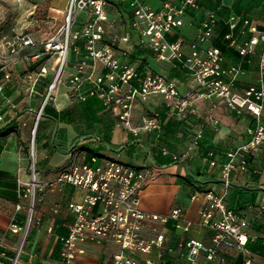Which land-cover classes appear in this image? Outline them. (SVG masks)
I'll return each mask as SVG.
<instances>
[{
  "label": "crops",
  "instance_id": "0c3cea01",
  "mask_svg": "<svg viewBox=\"0 0 264 264\" xmlns=\"http://www.w3.org/2000/svg\"><path fill=\"white\" fill-rule=\"evenodd\" d=\"M43 1L37 0L38 3ZM143 2L161 9L164 0ZM66 3L67 0H51L48 17L63 21ZM198 3V9L186 10L183 26L175 28L167 39L182 38L188 49L201 28L205 13L214 11L213 36L199 46H216L222 52L224 67L240 68L235 81L237 88L254 84L262 45H255L253 53L240 56L226 37L230 32L228 18L231 14L249 17L264 29V0H198ZM105 9V42L117 45L118 39L130 30V41L124 46L127 53L118 52L119 60L136 67L139 75L147 72L164 75L175 82L182 95L194 93L193 104L180 113L168 107L161 95L154 94L145 103H134L130 121L135 130L131 131L104 106L101 98L88 94L92 88L90 82L85 80L79 91L72 90L66 78L75 71L74 65L80 58L73 49L68 55L62 81L54 91L55 98L45 102L53 73L37 76L44 62L35 63L43 55L39 53L38 45L50 36L37 42L33 40L35 47L24 49L20 56L13 57L7 43L19 35L16 27L11 28L10 36L0 32V130L10 129L8 134L0 136V242L4 246L0 264H13L24 236L16 264H64L61 237L67 235L73 220L68 205L81 201L84 195L83 189L67 183L47 190L43 196L37 192L34 215L29 222L30 200L20 197L17 180L30 178L31 166L25 148L31 139L40 182L52 180L68 168L81 149L86 151L87 160L93 153L98 156L94 164L109 158L135 167H150L153 176L139 195L140 207L159 217L168 216L173 209L179 208L183 219L192 225L184 232L171 218L164 222L147 219L142 235L150 238L163 234V246H153L150 253H138L136 258L139 261L146 258L162 260V264H202L204 261V253L189 261L185 257L186 250H179L178 244L181 240L194 239L210 245L213 230L198 224L200 211L207 205L204 194L207 191L222 192V166L227 161V154L248 140L246 130L255 124V120L247 112L229 110L221 98L199 96L200 88L191 82L185 71L157 60L150 46L141 43L139 36L129 28L132 14L128 12L127 4L107 3ZM84 17L85 12H80L74 29L80 27ZM116 24H120V30L115 33L111 27ZM233 34L240 43L252 36L241 21ZM20 35L34 38L29 33ZM74 44L82 48L84 39H78ZM90 70L89 62L86 71ZM106 72L107 68L96 64L95 74ZM35 77L36 81L33 80ZM132 84L137 86L138 82L133 80ZM80 95L85 99H80ZM153 112L158 114L160 128L144 131L141 118ZM79 142L77 150H72ZM246 159V170L235 169L230 174L225 202L230 209L249 219L247 233L250 238L242 252L224 246L219 248L224 261L218 264H264V217L258 215L264 200V147L251 151ZM17 203L23 206L19 210ZM216 216L214 213L213 218ZM12 224L19 229L11 231ZM81 246L84 252L76 264H112L113 254L119 247L110 238L100 242L85 241Z\"/></svg>",
  "mask_w": 264,
  "mask_h": 264
},
{
  "label": "built area",
  "instance_id": "2783aa9c",
  "mask_svg": "<svg viewBox=\"0 0 264 264\" xmlns=\"http://www.w3.org/2000/svg\"><path fill=\"white\" fill-rule=\"evenodd\" d=\"M112 1L127 4L132 14L131 30L139 36L140 42L152 48L157 60L171 63L176 69L185 71L191 82L200 88L199 96L221 98L229 110L247 112L255 120V124L246 130L248 140L227 154V161L222 166V192L207 191L204 194L207 205L200 211L198 224L213 230L210 245L194 239L181 240L178 244L179 250H186L185 257L191 262L204 253L202 264L222 263L224 257L219 255V248L224 246L242 252L250 238L247 233L249 219L230 209L225 202V195L230 186L231 172L235 169L246 170L247 154L261 146L264 147V29H260L249 17L231 14L228 18L230 32L226 37L240 56L253 53L255 45H262L255 83L239 89L235 81L241 72L240 68L224 67L222 52L216 46H199V43L213 36L214 11L205 13L196 38L186 49L182 38L169 41L167 35L175 28L183 26L187 9L199 8L198 0H164L161 9H154L143 0ZM106 5L107 0H67L63 24L42 44V54L48 57L39 67L37 76L53 73L45 102L53 98L58 83L62 81L68 55L73 49L80 58L74 65L75 71L66 78L72 90L79 91L85 80L90 82L92 88L88 94L101 98L104 106L125 128L135 130L130 121L134 103H145L154 94L161 95L168 107L180 113L186 112L193 104L194 93L182 95L175 82L164 75L153 72L139 75L136 67L119 60L118 52L127 53L124 46L130 41L129 31L118 39L116 47L104 41ZM82 11L85 12V17L80 27L74 29ZM239 21L252 34L243 43L238 42L233 34ZM81 38L84 39L82 48L74 44ZM35 45L30 36L20 34L7 43L9 53L13 57L20 56L24 49L33 48ZM89 62L91 70L87 72ZM97 63L107 68L105 74H95ZM33 80L36 81V77ZM133 80L138 82L137 86L132 84ZM79 97L85 99L84 95ZM141 122V128L147 132L160 128L156 112L150 116H142ZM199 136L198 134L197 137ZM79 145L80 142L72 150L76 151ZM97 157L93 153L88 161L86 151L81 149L73 157L68 168L61 170L54 179L45 182L38 180L35 161L32 160L30 178L27 181L17 180L20 197L30 200L27 208L29 222L34 215L37 192L43 196L47 190L56 188L59 184H71L83 189L84 195L81 201L68 205L73 220L67 235L61 237L64 264H76L84 252L81 245L85 241L100 242L108 238L113 239L119 246L113 254L112 264H162V260L146 258L139 261L135 256L138 253H150L153 246H163V234L150 238L142 235L143 223L147 219H160L164 222L171 218L177 227L186 232L190 229L191 222L183 219L179 208L173 209L168 216L159 217L140 207L139 195L153 176L150 167H135L109 158L100 164H94L98 160ZM22 207V204H16L17 210ZM214 213H217L215 218ZM262 214L264 200L258 211V215L264 217ZM9 229L15 231L19 227L12 224ZM24 240L25 236L17 248L13 264L18 261ZM3 247L0 242L1 256H4Z\"/></svg>",
  "mask_w": 264,
  "mask_h": 264
},
{
  "label": "rangeland",
  "instance_id": "374dc122",
  "mask_svg": "<svg viewBox=\"0 0 264 264\" xmlns=\"http://www.w3.org/2000/svg\"><path fill=\"white\" fill-rule=\"evenodd\" d=\"M50 1L44 0L43 3H38L37 0H0V32L4 36H10L11 28L16 27V32L19 34L29 33L34 37L35 42L55 34L63 21L48 17ZM119 25L116 24L111 27L115 33L120 30ZM41 48L42 45H38V49L41 50ZM53 98H55L54 95ZM38 142L39 140H37V144ZM25 152L30 164L32 160H35L34 141L32 139L25 148Z\"/></svg>",
  "mask_w": 264,
  "mask_h": 264
},
{
  "label": "trees",
  "instance_id": "16d2710c",
  "mask_svg": "<svg viewBox=\"0 0 264 264\" xmlns=\"http://www.w3.org/2000/svg\"><path fill=\"white\" fill-rule=\"evenodd\" d=\"M107 3H111V4H113V5H116L117 3H120V2H115V1H112V0H107ZM120 4H122L123 5V3H120ZM128 12H130V11H128ZM129 24V23H128ZM129 28H131V27H129ZM127 31H130V30H127ZM105 41V40H104ZM108 41V40H107ZM108 43H110L112 46H114V47H116V44H114V43H112V42H108ZM151 48V47H150ZM152 49V48H151ZM43 52V48H41V50H40V52L39 53H42ZM48 57V55H45V54H43L42 55V57H40V59L35 63L36 65H40V64H42L44 61H45V59ZM10 132V129H6V130H3V131H1L0 130V136H4V135H6V134H8Z\"/></svg>",
  "mask_w": 264,
  "mask_h": 264
}]
</instances>
